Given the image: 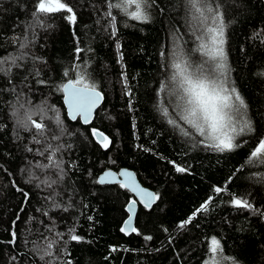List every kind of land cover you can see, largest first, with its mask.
Wrapping results in <instances>:
<instances>
[{
	"label": "trees",
	"instance_id": "16d2710c",
	"mask_svg": "<svg viewBox=\"0 0 264 264\" xmlns=\"http://www.w3.org/2000/svg\"><path fill=\"white\" fill-rule=\"evenodd\" d=\"M66 2L77 16L73 27L66 13L33 17L37 0H0V68H12L0 71V264H211L213 236L223 249L216 257L227 264L233 259L264 264V163L246 162L264 136V0H211L225 24L229 79L247 100L256 128L238 138L247 141L242 147L224 153L205 148L199 136L184 137L156 110L157 89L167 82L173 53L194 66L207 59L196 50L200 31L198 26L194 31L187 0H155L147 23L113 9L115 36L105 16L106 0ZM117 42L123 66L117 62ZM78 47L83 51L77 53ZM21 55L20 67L12 65ZM78 72H85L105 98L91 126L68 119L59 90ZM122 72L131 97L124 94ZM25 110L35 112L37 120L44 116L48 128L37 137L40 143L33 141L35 129L26 131L16 122ZM93 127L108 134V150L91 138ZM54 133L60 138L51 139ZM47 144L62 145L54 157L62 173L54 165L38 166L49 163L50 152L40 155ZM170 161L187 171H175ZM118 166L134 169L160 196L152 209L139 207L140 234L120 231L133 195L119 184L98 183L104 168ZM43 180L57 183L48 187ZM215 187L227 190L217 195ZM209 197L207 210L178 227ZM233 198L247 200L255 210L234 207ZM70 228L83 240L72 241ZM13 230L15 246L7 243Z\"/></svg>",
	"mask_w": 264,
	"mask_h": 264
},
{
	"label": "snow or ice",
	"instance_id": "6c2138e0",
	"mask_svg": "<svg viewBox=\"0 0 264 264\" xmlns=\"http://www.w3.org/2000/svg\"><path fill=\"white\" fill-rule=\"evenodd\" d=\"M106 2L108 10L105 12V16L110 18L111 35L115 36L117 17L113 14V9L123 13L124 16L132 21L147 23L151 19L149 9L155 3V0H106ZM187 6L194 23V31L197 26L200 31V34L196 36V39L200 41L196 50L207 59L194 66L188 60L179 58L174 52L173 58L167 66L171 69L170 74L166 77L167 82L161 81L160 87L157 89L156 110L160 112L163 118H166L170 126L178 129L184 137L199 136L202 138L199 143L203 144L205 148H210L220 153L233 152L242 147L244 143H247V141H238V138L254 134L256 128L254 121L248 115L249 105L247 100L235 86V82L229 79L230 67L227 63V54L224 48L226 42L224 20L220 12L213 8L211 0H187ZM58 13H66L64 18L71 24H75L77 21L76 13L66 0H37L32 15L39 19L41 16L51 17ZM21 47H24V45ZM116 48L119 51L120 44L118 42ZM76 51L79 53L83 50L78 47ZM160 55L164 57L165 53L162 51ZM16 59H23V55L11 61L12 65L20 67V65L16 64ZM120 61H123L122 53L119 54L118 62ZM0 71L10 73L12 68L11 66L7 70L0 68ZM64 75L67 77L69 72L66 70ZM260 75L264 76V73H260ZM121 77L126 89L124 94L131 97L132 92L128 88L126 73L122 72ZM61 90L64 93V101L69 110L70 117L73 120L81 118L86 125L91 123L96 109L104 100V96L98 90L96 83L90 82L84 72H78L74 78L68 79L66 83L61 85ZM161 94H164V96L162 97ZM129 104L131 105V100H129ZM21 107L23 108V105ZM170 108L172 111L169 110ZM35 114L32 110H25L22 114L18 115L16 122L26 131L35 129L33 141L40 143L41 141L37 137L44 136L48 125L43 122V115H41L40 120L34 119L33 116ZM13 115H17V113H13ZM55 122L60 129V135H63L65 129L58 114L55 116ZM90 132L99 147L108 150L112 144L109 137L95 127L91 128ZM60 135L54 133L51 139H59ZM60 147L62 145H57L53 149L51 144H47L44 150L40 152V155L44 156L46 152H50L51 154L46 156L49 163L38 166L47 169L54 165L56 168H60V172L62 173L63 169L60 163L54 161L55 153L60 150ZM27 151L31 152L33 149L28 148ZM246 162L264 163V136L258 139L257 144L249 153ZM170 163L175 164L172 161ZM175 171L183 173L187 169L175 166ZM119 175L125 177V179L122 181L106 180L105 177H114L115 173L110 171L105 172L104 175L99 177L98 183H118L121 188L137 194L140 197L139 202L145 208H151L152 204L160 199L158 194L141 188L136 182L133 173L125 170L121 171ZM36 178L39 179V177ZM42 183L51 187L57 181L43 180ZM17 190L27 197L28 194L24 193L22 189ZM226 190V188L222 187H215L213 189L217 195ZM48 199L53 200L54 207H60V205L55 204L54 195H50ZM211 201L212 197H209L208 201L202 204L199 209L195 210L186 220L180 222L178 227L184 228L186 225L191 224L198 212L207 210L208 204ZM231 203L236 208L255 210L253 209V205L244 199L233 198ZM136 204V200H131L126 205L127 212L132 213L133 216L135 215ZM63 210L67 211L68 209L65 207ZM37 211L41 210L37 209ZM43 214L46 216L48 213L45 211ZM260 215L264 216V212L260 213ZM17 219H19V216H17ZM15 223L16 221H13V225ZM131 223L132 216H129L124 221L126 227H122L120 231L126 232V228L131 227ZM68 231L72 241L80 242L83 240V237L72 234L74 228H70ZM131 231L137 232V229L132 227ZM10 234L12 238L7 243L15 246L18 240L17 234L14 230ZM137 234L140 233L137 232ZM58 235L62 234L58 233ZM144 239L151 240L152 237L145 236ZM210 244L211 246L208 251L212 254L213 258L222 254L223 249L216 237L213 236L211 238ZM51 247L52 243L49 244V248ZM46 255L52 256L53 253L48 251ZM40 259L43 260L44 256H41ZM224 259L233 258L225 257ZM204 264H208V261L206 260ZM214 264H220V262L214 260ZM233 264H238V262L233 259Z\"/></svg>",
	"mask_w": 264,
	"mask_h": 264
},
{
	"label": "water",
	"instance_id": "95a60500",
	"mask_svg": "<svg viewBox=\"0 0 264 264\" xmlns=\"http://www.w3.org/2000/svg\"><path fill=\"white\" fill-rule=\"evenodd\" d=\"M103 96H104V95H103ZM104 100H105V98H104ZM104 100L100 103V105H99L98 108L96 109V111H95V113H94V115H93V118H92V120H91V123H89V124L86 125V124L83 123L82 119L80 118V120H81V122H82V124H83L84 126L91 125V124L94 122V120H95V116H96V113H97V111L102 107V105H103V103H104ZM63 102H64L65 108H66V110H67V112H68V116H69V118L71 119V121H73V122L77 121L78 119H77V120H73V119L70 117V115H69V110H68L67 105L65 104V101H64V93H63ZM125 170L134 174V178H135L136 182L140 185L141 188H144V189H146V190H148V191H150V192L155 193L153 190H151V189H149V188H146V187L143 185V183L140 181V179L137 177L136 173H135L133 170H131V169H123V170H121V171H125ZM108 171L115 173V176H114V177H105L106 180H117V181H122V180L125 179V177H122V176L119 175V173H120L121 171H120V172H116V171L111 170V169L105 170L103 173H101V174L99 175V177H101L102 175H104L105 172H108ZM99 177H98V179H99ZM116 184H118V183H114V182H113V183H105V184H101V185H116ZM131 194L134 196V197H133V200H136V201H137V204L135 205V215H134V216L132 215V213H129V212H128L129 216H132L131 227H127V228H126V232L129 233V234L133 233V232L131 231V228H132V227L136 228V218H137V214H138L139 207H144V205H143L142 203L139 202V201H140V197H139L137 194H134V193H132V192H131ZM156 204H157V201H155V202L152 204L151 208H147V209H152V208L154 207V205H156ZM144 208H145V207H144ZM129 216H128V217H129ZM127 219H128V218H127ZM127 219H126V220H127ZM126 220H125V221H126ZM124 227H126L125 224H124Z\"/></svg>",
	"mask_w": 264,
	"mask_h": 264
},
{
	"label": "bare ground",
	"instance_id": "6f19581e",
	"mask_svg": "<svg viewBox=\"0 0 264 264\" xmlns=\"http://www.w3.org/2000/svg\"><path fill=\"white\" fill-rule=\"evenodd\" d=\"M220 12V11H219ZM137 23H139V21H137ZM73 25L74 24H72V27H73ZM116 28H117V26H116ZM118 52V53H117ZM121 52H120V50L118 51H116V58H117V62H118V58H119V54H120ZM183 59V58H182ZM206 60V59H205ZM118 64H120V65H122L123 66V61H120V62H118ZM76 67L77 68H79V66H77L76 65ZM85 73V72H84ZM87 75V74H86ZM68 79H71V78H66L65 79V81L63 80V82L61 83V85L62 84H64V83H66L67 82V80ZM61 85L59 86V87H61ZM59 90H61V88H59ZM62 91V90H61ZM64 103V102H63ZM65 106V105H64ZM66 109V108H65ZM66 114H67V117H68V119L71 121V119L69 118V116H68V112H67V110H66ZM77 121H79L81 124H82V122H81V120H80V118H78V120ZM73 122V121H72ZM76 122V121H75ZM93 124V123H92ZM91 124V125H92ZM83 125V124H82ZM91 125H88V126H91ZM84 126V125H83ZM97 129L98 130H100V131H102L106 136L108 135L107 133H105L104 132V130H102L101 128H99V127H97ZM90 135H91V132H90ZM91 138L95 141V139L92 137V135H91ZM96 142V141H95ZM175 166H178V165H176V164H174ZM108 170V169H111V170H114V171H116V172H120L121 170H123V169H131V170H133L134 172H135V170L134 169H132V168H130V167H120V166H118V167H114V168H110V167H106V168H104V170ZM104 172V171H103ZM102 172V173H103ZM136 173V172H135ZM136 175H137V173H136ZM99 177V176H98ZM137 177H138V175H137ZM139 178V177H138ZM100 184V183H99ZM144 185V184H143ZM146 188H149V187H147L146 185H144ZM149 189H151V188H149ZM151 190H153V189H151ZM154 191V190H153ZM155 192V191H154ZM157 192V191H156ZM155 192V193H156ZM131 193V192H130ZM157 194V193H156ZM122 227H124V223L122 224ZM123 233H125V234H129V233H127V232H123Z\"/></svg>",
	"mask_w": 264,
	"mask_h": 264
},
{
	"label": "rangeland",
	"instance_id": "374dc122",
	"mask_svg": "<svg viewBox=\"0 0 264 264\" xmlns=\"http://www.w3.org/2000/svg\"><path fill=\"white\" fill-rule=\"evenodd\" d=\"M214 260H218L220 264H227L226 260L221 259V257H215ZM214 260L211 264H214Z\"/></svg>",
	"mask_w": 264,
	"mask_h": 264
}]
</instances>
